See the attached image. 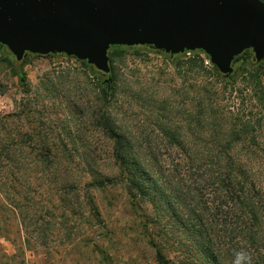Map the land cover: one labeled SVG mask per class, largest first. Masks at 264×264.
<instances>
[{"label": "trees", "instance_id": "obj_1", "mask_svg": "<svg viewBox=\"0 0 264 264\" xmlns=\"http://www.w3.org/2000/svg\"><path fill=\"white\" fill-rule=\"evenodd\" d=\"M0 46L6 48L4 57L13 64L20 85L28 92L29 81L21 63L8 55L5 45ZM124 47L149 49L114 45L109 50L111 62V51ZM159 53L174 61L188 52ZM205 61L196 55L186 59L191 68L206 70L187 71L189 75H204L207 80L202 89V107L190 114L193 139L183 141L170 125L161 127L173 147L189 148L174 157L162 155L159 146L154 149L155 141L147 137L141 138L148 146L147 153L139 152L141 141L133 142L109 109L117 94L118 75L112 71L106 82L107 75L86 61L82 62L91 69L92 89H100V94H95L93 123L112 141L105 155L96 153L93 144L91 161L90 153L83 155L88 179L64 166L69 155L72 157L70 140L81 141L71 137L73 130L67 123L65 137L56 143L36 127L28 130L21 124L15 128L14 118L19 113H36L37 108L32 109L35 97L24 105L25 110L1 115L0 241L10 240L15 252L8 254L0 242V264H30V254L39 255L41 249H47L43 253L51 255V248L57 246L65 253V260L77 247L83 249L77 262L83 264L81 260L85 259L86 264H91L87 260H91L93 233L110 241L120 235L134 242L144 241L153 264H234L239 252L247 253L251 264H264V155L251 150L252 154L235 151L240 143L260 148L258 132L262 122L251 119L252 112L247 109L241 118L235 114V107H216L224 91L211 79L229 83L233 75H220ZM236 61L252 68L261 65L252 49H246ZM67 82L50 76L40 90L44 87L47 94L57 92ZM36 96L43 94L38 90ZM164 111L169 110L161 106L160 112ZM166 116L163 113L161 120L165 121ZM199 128L209 132L203 138L209 147L206 151L192 149L202 140L196 131ZM101 198L108 211L112 209L123 216L106 219L108 211L100 205ZM127 233L135 234L137 239ZM95 250L104 254L103 250ZM59 264L71 263L60 260ZM102 264H115L113 255L106 253Z\"/></svg>", "mask_w": 264, "mask_h": 264}, {"label": "rangeland", "instance_id": "obj_2", "mask_svg": "<svg viewBox=\"0 0 264 264\" xmlns=\"http://www.w3.org/2000/svg\"><path fill=\"white\" fill-rule=\"evenodd\" d=\"M4 51L6 48L0 46V116L25 110L24 105L29 103L30 98L35 97L32 109L37 108L36 113L33 114L31 111H25L24 115L19 113L18 115L22 117L14 118L15 128L21 124L25 125L24 128L28 130L29 127H36L40 134L42 132L41 135H46L49 140L56 143L61 136L65 137L67 129L64 125L67 123L73 130L71 137L81 138V141L74 142L70 140L71 138L68 139L72 157L69 155L70 159L64 166L76 171L79 177L85 176V179H88L89 176L85 175L87 162L83 155L86 152L90 153L89 160L91 161V144L97 148L96 153L99 155L109 153L112 148V141L107 140L93 123L92 109L95 107V94H100V89L98 87L94 89L95 91L92 89L89 73L91 69L79 59L62 54L50 57L36 56L26 64L18 61L28 77L29 91L27 92L26 88L20 85L13 64L4 57ZM195 55L205 58V62L208 63L207 54L200 50L187 53L186 57H179L174 61L168 55L154 52L151 48L124 47L111 51L113 71L119 77V85L116 97L112 99L109 109L116 117L122 131L132 138L133 142H140L141 138L147 137L155 141L157 148L154 149L157 150L159 146L162 155L171 154L170 157L185 154V150L189 149L173 147L161 127L163 124L170 125L175 135L183 141L193 139L189 131L190 114L202 107L204 96L202 89L207 85L204 75L190 76L187 72L206 71L199 67L191 68L186 63L188 57ZM262 62L256 68L244 62L237 63L236 73L229 83L221 79H211L224 91L220 95L221 98L216 100V107L226 110L235 107V114L240 115L241 118L244 117L242 112L247 109L252 112L251 119L262 122V127L258 132L260 148L254 146L247 148L245 144L240 143L235 149L237 152L247 154H252L251 151H254L261 156L264 155V62ZM50 76L55 77L61 83L64 82V78L68 82L63 89L60 88L57 92L47 94L44 87L42 91L40 88ZM62 76H64L63 79ZM38 90L42 92L43 97L37 98ZM161 106L169 111L160 112ZM163 113L167 115L165 121L161 120ZM224 120L230 122L228 119ZM196 131L201 135L202 140L198 141L192 149L208 150L209 147L207 148L203 138L209 132L202 128ZM140 145L142 147H137L139 152L147 153L148 146H145L143 141ZM101 165L104 167L103 163ZM100 205L108 211L103 198H101ZM105 213L106 219L123 216L112 209ZM92 227L91 222V232ZM127 234L137 239L135 234ZM110 240L105 237L99 238L96 233L91 234V260L88 259V263L102 264L106 253L109 252L113 255L115 264H153L151 253L146 249L144 241L134 242L127 235H120L113 241ZM0 242L2 249L8 254L15 252V245L10 240L2 238ZM95 249L103 250L104 254ZM46 250L41 249L39 255L30 254L28 256L30 264H52L53 261L59 264L60 260L80 264L77 262L78 255L80 256V251H84L77 247L73 254L65 260L62 259L65 253L61 247H52L51 255L43 253ZM81 261L86 264L85 259Z\"/></svg>", "mask_w": 264, "mask_h": 264}, {"label": "water", "instance_id": "obj_3", "mask_svg": "<svg viewBox=\"0 0 264 264\" xmlns=\"http://www.w3.org/2000/svg\"><path fill=\"white\" fill-rule=\"evenodd\" d=\"M0 43L24 64L65 54L103 75L113 71L114 45L170 55L201 50L210 66L230 77L246 49L257 62L264 59V1L0 0Z\"/></svg>", "mask_w": 264, "mask_h": 264}, {"label": "clouds", "instance_id": "obj_4", "mask_svg": "<svg viewBox=\"0 0 264 264\" xmlns=\"http://www.w3.org/2000/svg\"><path fill=\"white\" fill-rule=\"evenodd\" d=\"M251 264V258L247 253L239 252L236 254V260L234 264Z\"/></svg>", "mask_w": 264, "mask_h": 264}, {"label": "flooded vegetation", "instance_id": "obj_5", "mask_svg": "<svg viewBox=\"0 0 264 264\" xmlns=\"http://www.w3.org/2000/svg\"><path fill=\"white\" fill-rule=\"evenodd\" d=\"M236 64H237V61H236ZM236 64H235V65H236ZM103 76H104V75H103ZM107 77H108V75H107V76H104L105 79H106Z\"/></svg>", "mask_w": 264, "mask_h": 264}, {"label": "built area", "instance_id": "obj_6", "mask_svg": "<svg viewBox=\"0 0 264 264\" xmlns=\"http://www.w3.org/2000/svg\"><path fill=\"white\" fill-rule=\"evenodd\" d=\"M188 53H190V52H188Z\"/></svg>", "mask_w": 264, "mask_h": 264}]
</instances>
